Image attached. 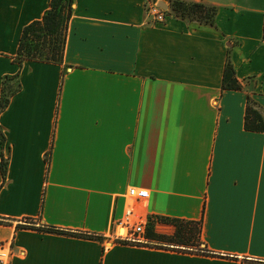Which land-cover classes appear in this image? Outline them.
Returning <instances> with one entry per match:
<instances>
[{
  "label": "crops",
  "instance_id": "obj_1",
  "mask_svg": "<svg viewBox=\"0 0 264 264\" xmlns=\"http://www.w3.org/2000/svg\"><path fill=\"white\" fill-rule=\"evenodd\" d=\"M147 1L74 0L63 63L20 67L21 30L50 0H0V94L6 74L21 85L0 113L10 264H264V132L244 127L248 94L264 111V0H190L217 7V28L150 23ZM228 55L240 90H222ZM128 205L201 220L215 255L113 242Z\"/></svg>",
  "mask_w": 264,
  "mask_h": 264
},
{
  "label": "trees",
  "instance_id": "obj_2",
  "mask_svg": "<svg viewBox=\"0 0 264 264\" xmlns=\"http://www.w3.org/2000/svg\"><path fill=\"white\" fill-rule=\"evenodd\" d=\"M73 3L74 0H50L49 6L44 11L42 17L29 22L22 28L16 54L13 57L20 67L25 61L29 60L56 64L63 63L64 47L68 23L73 12ZM168 5L169 9L165 11L168 16L217 28V7L215 5L190 0H168ZM221 87L222 90H240L242 88L241 83L236 78V71L229 55L224 65ZM20 88L18 72L13 75L6 74L2 77L0 113L8 106L10 98ZM244 127L248 131L264 132V111L250 94L246 96ZM5 143L6 137L0 127V172L2 183L5 181L9 163L8 156L4 154ZM49 158L50 151L45 158L47 167L49 165ZM3 222V218H0V224ZM18 227H29L48 233L101 239L100 236L70 231L47 224L36 226L29 219H26L24 224H19ZM160 227H163V229H160ZM201 229V220L150 215L148 216L145 231L146 242L140 244L183 252L215 255L205 246L201 238ZM120 243L132 244L133 242L122 241Z\"/></svg>",
  "mask_w": 264,
  "mask_h": 264
},
{
  "label": "built area",
  "instance_id": "obj_3",
  "mask_svg": "<svg viewBox=\"0 0 264 264\" xmlns=\"http://www.w3.org/2000/svg\"><path fill=\"white\" fill-rule=\"evenodd\" d=\"M167 10L160 8L157 1L148 0L146 4V14L150 23H163L167 19ZM127 196L130 200H143L148 197L146 188L130 186L127 189ZM148 217L137 214L132 205H128L116 220L112 221V229L108 232L107 238L113 242L128 241L133 243L146 242L145 231ZM123 230V233H121ZM11 247L8 244H0V264H10Z\"/></svg>",
  "mask_w": 264,
  "mask_h": 264
},
{
  "label": "water",
  "instance_id": "obj_4",
  "mask_svg": "<svg viewBox=\"0 0 264 264\" xmlns=\"http://www.w3.org/2000/svg\"><path fill=\"white\" fill-rule=\"evenodd\" d=\"M157 5L164 10L169 9V5L164 0H158Z\"/></svg>",
  "mask_w": 264,
  "mask_h": 264
},
{
  "label": "bare ground",
  "instance_id": "obj_5",
  "mask_svg": "<svg viewBox=\"0 0 264 264\" xmlns=\"http://www.w3.org/2000/svg\"><path fill=\"white\" fill-rule=\"evenodd\" d=\"M121 233H123V230H121Z\"/></svg>",
  "mask_w": 264,
  "mask_h": 264
},
{
  "label": "rangeland",
  "instance_id": "obj_6",
  "mask_svg": "<svg viewBox=\"0 0 264 264\" xmlns=\"http://www.w3.org/2000/svg\"><path fill=\"white\" fill-rule=\"evenodd\" d=\"M165 1V0H164ZM166 3H168L167 1H165Z\"/></svg>",
  "mask_w": 264,
  "mask_h": 264
}]
</instances>
